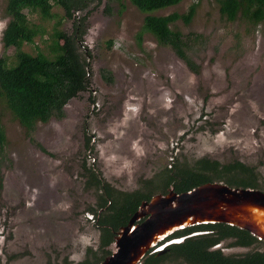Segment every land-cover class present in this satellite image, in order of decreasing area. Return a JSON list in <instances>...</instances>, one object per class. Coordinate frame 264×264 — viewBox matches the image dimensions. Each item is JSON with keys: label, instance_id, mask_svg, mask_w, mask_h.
Returning <instances> with one entry per match:
<instances>
[{"label": "rangeland", "instance_id": "374dc122", "mask_svg": "<svg viewBox=\"0 0 264 264\" xmlns=\"http://www.w3.org/2000/svg\"><path fill=\"white\" fill-rule=\"evenodd\" d=\"M5 4L0 0V57L7 55L14 64V49L2 43ZM95 4L74 13L87 17L79 49L83 58L91 54L86 58L90 85L66 104L64 118L37 122L32 135L47 152L31 142L0 99L9 159L1 165L0 264H48L66 257L77 263L88 248L98 250L101 231L94 210L101 212V191L86 187L84 161L127 192L144 189L147 180L154 183L161 171L193 166L203 157L221 164L241 161L260 172L264 190V23L229 21L217 0H182L152 12L184 14L195 5L189 23L172 24L188 38L200 36L189 52L200 64L195 73L143 30L147 13L130 0ZM53 12L44 18L26 10L38 34L24 51L53 58L52 44H64L56 31L73 33L75 18L56 4ZM108 249L115 251V244ZM162 264L187 263L172 257Z\"/></svg>", "mask_w": 264, "mask_h": 264}, {"label": "trees", "instance_id": "16d2710c", "mask_svg": "<svg viewBox=\"0 0 264 264\" xmlns=\"http://www.w3.org/2000/svg\"><path fill=\"white\" fill-rule=\"evenodd\" d=\"M103 0H6L3 17L8 22L3 30L2 43L4 49L13 48L15 63L10 64L7 55L0 57V99H4L12 115L24 126L31 142L43 152L45 147L33 137L37 122L47 123L51 118L65 117V106L90 85V58L80 54L83 35L87 29L86 15L77 18L76 11L87 9L92 3L101 4ZM113 1V0H107ZM121 2L122 0H117ZM139 10L147 13L144 18L143 30L150 32L163 46H169L175 54L185 62L187 67L200 72L198 64L189 52L193 41L199 39L186 37L180 30L173 29L172 24L182 19L189 23L196 12L192 5L187 13H171L169 15L151 14L170 6L179 4L182 0H130ZM219 11L229 21L239 18L252 26L264 23V0H217ZM54 4L62 6L68 18L73 21L72 34L56 31L58 39L52 44L56 55L49 58L39 52L32 55L23 50L26 43H32L38 34V29L31 25L26 10L39 11L44 18L54 15ZM108 8V7H107ZM109 9V8H108ZM89 10L87 11L88 14ZM140 38V35H139ZM59 52V53H58ZM106 81H112L109 73H104ZM6 135L0 115V186L2 184L1 165L7 159L4 146ZM90 140L87 138L86 145ZM84 161V172L88 175L87 188H97V206L101 212L94 210L97 227L100 229L98 250L88 248L85 259L73 263L67 257L61 262L48 264H100L112 251L108 247L114 242L118 230L125 226L144 200H149L155 193H166L170 188L181 193L208 182L220 181L234 187H250L261 189L260 173L256 168L241 161L223 163L208 158L196 160L193 166L181 163L174 168L161 171L152 180L145 181L144 189L132 192L119 191L106 182L100 173L87 167ZM194 231L207 233L191 235L180 243H175L163 253L149 251L141 264H162L172 257L182 258L190 264H264V250L249 252L243 256L226 255L221 249L211 247L220 241H228L229 246H260L263 242L249 231L225 223H209L189 226L178 230L169 237H179Z\"/></svg>", "mask_w": 264, "mask_h": 264}, {"label": "water", "instance_id": "95a60500", "mask_svg": "<svg viewBox=\"0 0 264 264\" xmlns=\"http://www.w3.org/2000/svg\"><path fill=\"white\" fill-rule=\"evenodd\" d=\"M207 223L234 225L264 241V191L210 181L181 193L173 189L155 193L142 201L129 222L118 230L113 242L116 250L100 264H141L167 236ZM163 248H158L160 253Z\"/></svg>", "mask_w": 264, "mask_h": 264}, {"label": "flooded vegetation", "instance_id": "af4514ba", "mask_svg": "<svg viewBox=\"0 0 264 264\" xmlns=\"http://www.w3.org/2000/svg\"><path fill=\"white\" fill-rule=\"evenodd\" d=\"M89 147V146H88ZM258 173H260L258 170H256ZM260 175V174H259ZM261 177V176H260ZM259 177V178H260ZM208 182H210V181H208ZM220 182V181H219ZM206 183V182H205ZM224 183V182H223ZM203 184V183H202ZM201 185V184H200ZM199 186V185H198ZM197 187V186H196ZM195 188V187H194ZM170 189H173V188H170ZM255 189H258V188H255ZM174 190V189H173ZM260 190H262V189H260ZM175 191V190H174ZM262 191H264V190H262ZM207 224H209V223H207ZM200 225V224H199ZM193 226H195V225H193ZM189 227V226H188ZM186 228V227H185ZM184 229V228H183ZM181 230V229H180ZM178 231V230H177ZM208 231H194V232H192V233H190V234H187V235H184V236H179V237H169V236H167L165 239H163L162 241H160L156 246H154L155 247V249L154 248H152L150 251L152 252V253H154V252H160V249L158 250V248L160 247V246H164V248H163V250H165V248H167L168 246H170V245H172V244H175V243H180V242H182L183 240H184V238L185 237H187V236H191V235H197V234H203V233H207ZM175 233V232H174ZM173 234V233H172ZM171 234V235H172ZM180 238H183L182 240H178V239H180ZM174 240H178V241H174ZM230 240H228V241H220V242H218L217 244H215V245H213L212 247H211V249L212 250H215V249H221L222 251H223V253H225L226 255H232V256H237V257H239V256H243V255H245V254H247V253H249V252H254V251H256V250H258V251H263L264 250V247H262V246H264V241L263 240H260V241H262L263 243L260 245V246H236V245H234V246H229L228 245V242H229ZM224 243V244H223ZM234 247H246V248H253L252 250H249V251H247V252H245V253H243V254H235V253H227V252H225V249H228V248H234ZM153 249L154 250H157V251H154L153 252ZM180 259H182V258H180ZM185 263H187V264H190V263H188V262H186L184 259H182Z\"/></svg>", "mask_w": 264, "mask_h": 264}]
</instances>
